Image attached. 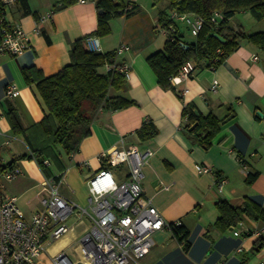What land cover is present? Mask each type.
<instances>
[{
  "label": "crops",
  "instance_id": "obj_1",
  "mask_svg": "<svg viewBox=\"0 0 264 264\" xmlns=\"http://www.w3.org/2000/svg\"><path fill=\"white\" fill-rule=\"evenodd\" d=\"M29 1L38 18L51 15L38 22L33 14L22 15L15 3L7 4L6 18L27 31L30 46L18 54L0 55V164L29 152L24 138L12 133L4 111L15 107L26 128L41 121L47 112L35 84L26 82L23 67L35 66L45 75L56 73L70 63L74 42L92 35L98 26L97 0H76L58 10L54 9L58 0ZM116 1L131 2L134 11L129 16L112 18V32L99 36L100 44L102 52L117 50L122 44L128 46L117 53V60L131 66L124 94L137 103L115 110L102 109L96 114L91 133L82 140L66 169L61 171L56 166L52 169L54 175L64 173L62 193L88 206V179L100 168L112 167L107 156L110 150L152 148L154 153L144 165L143 194L153 198L167 221L182 220L188 235L179 240L175 232L160 230L146 256L138 263L127 264H264V247L254 250L256 240L264 239L263 221L245 215L229 229L214 226L220 216L216 206L220 200L234 207L250 200L264 208L263 53L247 40H241L218 67H199L188 79L172 83L175 90L164 89L146 58L161 49L168 37L160 30L159 20V9L166 7L168 0L161 6L153 0ZM233 18L231 30L249 33ZM177 23L185 40L196 37L184 22ZM100 71L105 72L106 67ZM11 84L19 88L17 96L8 95ZM118 93L111 88L110 95ZM189 103L195 106L197 114H214L221 120L209 147L203 144L205 131L196 132L197 124H189L183 115ZM149 121L158 132L141 140L137 130ZM197 163L210 165L214 173L198 172ZM16 165L22 173L5 181L3 190L15 196L20 208L30 216L39 204L40 182L45 174L35 160L22 159ZM125 165L128 169L122 173L111 168L119 180L128 178L129 166ZM221 178L225 179L223 188L219 187ZM80 226L53 244L50 252L73 248L76 237L84 231ZM235 231L240 233L236 235ZM40 264H51L47 253L40 257Z\"/></svg>",
  "mask_w": 264,
  "mask_h": 264
},
{
  "label": "trees",
  "instance_id": "obj_2",
  "mask_svg": "<svg viewBox=\"0 0 264 264\" xmlns=\"http://www.w3.org/2000/svg\"><path fill=\"white\" fill-rule=\"evenodd\" d=\"M76 0H58L55 10L64 8ZM158 4L163 0H153ZM17 8L22 15L33 14L40 21L37 13L32 9L29 0H16ZM99 9L98 26L92 35L105 36L112 32L110 20L118 16H129L133 8L116 0H97ZM7 3L0 0V18L12 24L6 18ZM177 10L181 13H196L204 18V26L193 40H185L180 32L179 23L174 22L177 30L167 37L163 47L147 56V61L158 76L159 84L164 89H173L172 76L178 73L180 67L188 60L195 62L197 69L204 66L218 67L225 58L235 50L241 40H247L264 51V30L254 32H234L228 27L229 22L238 11L250 12L256 19H264V0H168L166 7L159 9V20L168 25L173 20L170 12ZM215 11H220L223 18L212 20ZM40 32L45 31L40 27ZM222 34L227 41L222 42L214 33ZM87 35L77 39L70 49L71 61L62 69L51 75H45L35 66L23 67L22 72L28 84H35L42 97L47 112L43 119L30 127H24L17 109L10 106L4 111L14 135H21L29 147V152L16 155L10 162L0 164V178L3 173L17 167L22 159L35 160L45 176L58 179L54 175L51 164L64 171L68 161L80 149L82 140L91 133L90 126L96 114L102 109L115 110L136 104V100L124 94L127 78L115 68L100 71L107 64L119 63L117 50L102 52L90 50L87 46ZM48 40L49 36L46 35ZM50 41V40H49ZM187 44L188 47H185ZM111 88L119 91L110 95ZM182 93V92H181ZM181 95L180 93H178ZM189 124H197L196 132L205 131L203 144L209 147L211 138L220 128L221 120L214 114L203 116L197 114L193 104H187L183 109ZM158 132L153 122L143 123L137 130L141 140L154 137ZM62 150L67 155L63 159ZM49 159L50 164L45 160ZM255 175L250 179H254ZM220 216L214 226L221 230L229 229L240 223L245 215L264 222V208L250 200L243 206L234 207L226 200L216 203ZM179 240L186 239L188 231L183 224L175 230ZM264 247V239L258 238L254 250L260 251Z\"/></svg>",
  "mask_w": 264,
  "mask_h": 264
},
{
  "label": "built area",
  "instance_id": "obj_3",
  "mask_svg": "<svg viewBox=\"0 0 264 264\" xmlns=\"http://www.w3.org/2000/svg\"><path fill=\"white\" fill-rule=\"evenodd\" d=\"M2 1L7 4L16 2ZM50 15L46 14L40 20L45 21ZM170 18L172 22L160 26V30L168 37L177 30L174 22H184L195 36L204 26V18L196 13L172 10ZM222 18L220 11H215L212 16L213 21ZM29 46L27 31L21 25L6 23L4 17H1L0 55L18 54ZM87 46L90 50L102 51L98 36H89ZM127 48V45L122 44L117 48V53ZM106 68H115L126 78L131 76V66L127 62L107 64ZM196 70L195 62L188 60L172 76L171 82L181 83ZM215 87L216 84L213 85ZM7 93L17 96L20 90L11 84ZM153 153L152 148L141 150L135 146L127 150H110L107 155L109 165L127 164L128 178L119 180L111 168H100L88 179V206L62 193L64 173L58 174V179L44 176L38 193L39 204L32 209L30 216H26L20 208L15 196L3 190L5 181L17 178L22 173L21 169L15 167L3 173L0 178V264H40V257L45 253L49 254L51 264L138 263L155 245L156 232L163 229L175 232L183 224L182 220L167 221L154 204L153 198L143 194L144 165ZM45 163L51 162L46 159ZM196 169L200 173H214L212 167L204 163H197ZM218 182L219 187L223 188L225 179L221 178ZM85 219L89 224L75 239L77 256L72 257L65 247L54 254L48 252L49 245L67 237L78 225L85 224ZM234 233L238 235L240 232Z\"/></svg>",
  "mask_w": 264,
  "mask_h": 264
},
{
  "label": "rangeland",
  "instance_id": "obj_4",
  "mask_svg": "<svg viewBox=\"0 0 264 264\" xmlns=\"http://www.w3.org/2000/svg\"><path fill=\"white\" fill-rule=\"evenodd\" d=\"M164 1H167V0H163V1H161L159 4V6H161L162 4H163V2ZM164 6V5H163ZM247 11H238L233 17V19L235 20V21H237L238 23H240V25H242V27H243V29L245 30V31H247V32H254V31H260V30H264V19H262V20H258V19H256L253 15H251V14H247ZM261 53H263V55H264V51H261ZM62 152H63V154H62V157H63V159H67V155L66 154H64V151L62 150ZM51 166V168L54 170L55 168H53L54 167V165L53 164H51L50 165ZM112 169H113V171L114 172H116V173H122V172H124V171H126L127 169H128V167L125 165V164H120V165H117V166H112L111 167ZM89 224V222H88V220L87 219H85V224ZM87 224V225H88ZM85 225H81L79 228H83ZM52 245L53 244H51V245H49V248H51L52 247ZM49 248H48V251L50 252V250H49ZM69 253H70V255L72 256V257H75V256H77V254H76V251H75V249H74V247L73 248H71L70 250H69ZM50 254H52V252H50ZM49 255V254H48ZM50 257V256H49Z\"/></svg>",
  "mask_w": 264,
  "mask_h": 264
},
{
  "label": "water",
  "instance_id": "obj_5",
  "mask_svg": "<svg viewBox=\"0 0 264 264\" xmlns=\"http://www.w3.org/2000/svg\"><path fill=\"white\" fill-rule=\"evenodd\" d=\"M231 23H232V22H230V23L228 24V27H232ZM232 28H233V27H232ZM214 36L217 37V38H218L220 41H222V42H226V41H227V39H226L222 34H220V33H218V32H215V33H214ZM184 46H185V47H188L187 44H184ZM258 114L261 115V116H263V112H261V111H258ZM230 117H231V116H230Z\"/></svg>",
  "mask_w": 264,
  "mask_h": 264
}]
</instances>
